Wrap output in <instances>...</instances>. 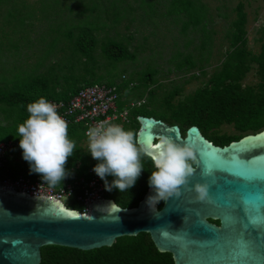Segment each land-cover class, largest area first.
<instances>
[{"label":"rangeland","instance_id":"374dc122","mask_svg":"<svg viewBox=\"0 0 264 264\" xmlns=\"http://www.w3.org/2000/svg\"><path fill=\"white\" fill-rule=\"evenodd\" d=\"M172 1L0 0V92L35 80L45 81V87L36 82L39 91L52 94L69 93L93 80L111 81L124 89L125 105L135 104L131 112L142 108L159 118L185 108L197 91L211 88L228 60L234 76L224 85L239 84L255 104L264 91V68L259 65L264 0H179L192 7L193 20L185 11L171 10ZM237 6L244 12L241 22ZM84 30L94 38L88 53L76 44ZM112 40L131 57L110 59L103 47ZM186 58L192 65L184 63ZM146 71L153 73L148 81L143 79ZM16 119L17 110L0 101V131L16 133ZM173 124L180 128V123ZM138 128L130 120L126 130L136 134ZM212 131L224 138L254 133L239 131L233 121ZM69 139L86 153L84 137Z\"/></svg>","mask_w":264,"mask_h":264},{"label":"water","instance_id":"95a60500","mask_svg":"<svg viewBox=\"0 0 264 264\" xmlns=\"http://www.w3.org/2000/svg\"><path fill=\"white\" fill-rule=\"evenodd\" d=\"M136 119L144 144L168 136L193 146L195 173L181 196L150 208L146 200L155 193L147 187L135 207L123 210L99 198L88 212H76L58 199L0 186V264H39L44 245L89 250L140 232L150 235L156 250L170 252L174 264H264V129L221 146L196 125L183 136L176 124ZM197 182L209 185L207 201L195 199Z\"/></svg>","mask_w":264,"mask_h":264},{"label":"trees","instance_id":"16d2710c","mask_svg":"<svg viewBox=\"0 0 264 264\" xmlns=\"http://www.w3.org/2000/svg\"><path fill=\"white\" fill-rule=\"evenodd\" d=\"M171 5V10H176L178 12L185 11L189 15L190 20L195 18L192 13V7L190 8L187 3L173 0ZM237 10L240 16L239 21L241 22L244 19V12L241 6H237ZM239 21L235 22L236 27L239 26ZM238 38H241V36H238ZM76 44L80 50L84 53H88L93 47L94 38L84 30L79 33ZM261 50L260 56L262 60L259 59V65L264 68V43ZM103 51L110 59L115 61L131 57L122 44L113 40L104 45ZM184 63L192 65V62L188 58L184 60ZM230 65L231 63L227 60L223 71L214 77L211 88H204L197 91L194 96L188 100V104L185 108L174 109L169 116L161 115L158 119L164 122L166 121L170 125L178 122L187 128L191 125H196L206 138H210L211 141L221 146L244 136L234 135L224 138L217 136L213 131L209 132V129L219 126L223 121H233L236 129L239 131L253 130L255 133L264 129V91L261 92L254 104L253 96L240 92L239 84L224 85L226 79H231L234 76V73L229 68ZM152 75V72L146 71L143 79L148 81L151 79ZM37 81L38 80L33 81L32 84H25L15 91L0 92V101L6 102L10 109L17 110V119L15 120L17 126L23 123L28 117L27 105L29 103L38 100L40 97H44L47 100L49 98L66 99L70 94L74 93L82 86L72 89L69 93L67 91L59 94H52L51 92H44V90L39 91L36 87ZM93 81L116 84V82L111 81ZM93 81L84 83L83 85ZM38 82H41L44 87L46 86L45 81L39 80ZM117 86L121 98L124 89L118 83ZM123 104L124 102L121 98L119 106ZM135 111L136 112L130 111L129 117L131 121L134 120L137 122L136 117L138 115L155 117L154 114L146 109L141 108ZM181 125L180 131L181 134L184 135L185 130ZM127 126L124 128L126 129ZM15 128L16 127H14V129ZM16 133L8 136V134H4L0 131V141L10 138H19L15 136ZM78 135L83 137L81 126L78 124L68 125V136L73 137ZM11 154H14L15 157L12 159L7 158L5 165L0 167V179L6 176L16 178L19 175H39L30 172L29 163L27 165L24 164L21 148L13 150ZM17 157L19 159H17ZM78 160L81 162L75 166V162ZM141 163L144 169L136 184L129 189V192L124 191L120 193L116 189L112 191L105 190L104 197L114 200V202L122 208L137 206L138 202L144 196L147 187H149L148 178L152 170H155L149 158L142 157ZM90 165L87 152H78L74 149V154L68 158V162L65 165L69 175L64 179L66 181L63 180L64 182L58 183L57 185L73 181L75 176H85ZM73 166H75L74 170H72ZM107 180L111 182L113 177L108 176ZM74 192L75 193L67 198L65 205L68 208L81 212L83 206L81 202L76 199V194L79 193V190L76 189ZM160 205H162L161 202L159 203V206ZM40 251L41 261L39 264H174L172 254L170 252L156 250L150 235L146 232H140L133 236H120L117 237L110 246H102L89 250H81L60 245H44L41 246Z\"/></svg>","mask_w":264,"mask_h":264},{"label":"clouds","instance_id":"9594fccd","mask_svg":"<svg viewBox=\"0 0 264 264\" xmlns=\"http://www.w3.org/2000/svg\"><path fill=\"white\" fill-rule=\"evenodd\" d=\"M27 112L28 117L18 125L15 135L20 138L23 159L29 163L30 172L55 186L69 175L65 165L74 154L75 142L69 139L68 124L58 114L56 105L44 97L29 103ZM85 135L88 152L98 161L93 171L108 191L129 192L144 169L142 157L152 161L155 170L148 184L155 194L146 200L150 208L160 201L167 202L170 197H180L181 188L188 186L189 178L195 173L193 165L197 163V155L193 146L178 143L171 137L160 136L154 143L144 144L133 131L107 121L89 127ZM203 174L209 175L210 171L205 170ZM108 176L113 177L111 182ZM194 191L197 201L209 199L207 183H195Z\"/></svg>","mask_w":264,"mask_h":264},{"label":"built area","instance_id":"2783aa9c","mask_svg":"<svg viewBox=\"0 0 264 264\" xmlns=\"http://www.w3.org/2000/svg\"><path fill=\"white\" fill-rule=\"evenodd\" d=\"M120 100L117 83L107 84L104 82H91L82 85L66 99L49 98L48 101L56 105L58 114L66 120L68 125L78 124L82 128L83 137L87 143L86 152L92 159L86 175L75 176L73 181L56 186L49 185L39 175H19L16 178L6 176L0 179V186L26 194L58 199L63 204L70 195L75 193L74 190L78 189L79 193L76 194V199L83 206L81 212H88V205L92 201L105 198L106 188L104 181L93 171L97 160L93 159L88 152V139L85 133L89 127L102 121L117 124L123 128L127 126L130 122V108L135 104L119 106ZM19 139L10 138L0 141V167L5 165L7 158L15 157L11 152L20 148Z\"/></svg>","mask_w":264,"mask_h":264},{"label":"flooded vegetation","instance_id":"af4514ba","mask_svg":"<svg viewBox=\"0 0 264 264\" xmlns=\"http://www.w3.org/2000/svg\"><path fill=\"white\" fill-rule=\"evenodd\" d=\"M158 207H161V205L159 206V204H158ZM211 222H213V223H216V224H218V220H213V219H209Z\"/></svg>","mask_w":264,"mask_h":264},{"label":"snow or ice","instance_id":"6c2138e0","mask_svg":"<svg viewBox=\"0 0 264 264\" xmlns=\"http://www.w3.org/2000/svg\"><path fill=\"white\" fill-rule=\"evenodd\" d=\"M72 215H75V213H71Z\"/></svg>","mask_w":264,"mask_h":264},{"label":"bare ground","instance_id":"6f19581e","mask_svg":"<svg viewBox=\"0 0 264 264\" xmlns=\"http://www.w3.org/2000/svg\"><path fill=\"white\" fill-rule=\"evenodd\" d=\"M60 204V203H59ZM61 205V204H60ZM62 206V205H61ZM76 212H78V211H76Z\"/></svg>","mask_w":264,"mask_h":264}]
</instances>
